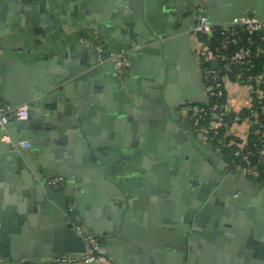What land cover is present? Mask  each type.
I'll use <instances>...</instances> for the list:
<instances>
[{
  "label": "crops",
  "instance_id": "0c3cea01",
  "mask_svg": "<svg viewBox=\"0 0 264 264\" xmlns=\"http://www.w3.org/2000/svg\"><path fill=\"white\" fill-rule=\"evenodd\" d=\"M202 1L219 21L252 11L264 15V0H82L80 5L57 1L40 7L25 3L32 9L23 13L14 9L13 0H0V44L9 47L0 50V63L6 61L4 91L34 84L51 93L57 89L51 83L63 74L83 69L71 81L89 73L93 54L79 40L90 31L98 32L107 52L132 50L134 64L126 78V93L120 92L104 67L82 80L79 91L73 89L68 98L55 96L43 102L39 123L25 134L32 144L23 151V166L0 160V168H5L0 200L14 212L17 228L4 237L10 250L26 262L52 261L48 255L73 257L84 250L55 224H49L47 234L39 230V240L23 238V220L18 217L34 213L25 211L28 198L33 199L24 196L31 191L34 172L54 177L60 170L66 175L61 189L71 193L69 203L77 208L81 227L101 238L108 257L117 264H264L262 236L256 244L246 241L252 251L248 260L243 249H229L226 200L219 203L221 220L201 221L189 239L202 168L189 149L159 124L155 103L145 98L157 82L168 90L173 105L197 94L200 75L188 31L194 26V6ZM40 17H54L57 24ZM92 25L100 28L89 29ZM151 28L169 35L165 53L176 57L161 69L155 66L158 51L145 35ZM174 115L187 119L181 105ZM107 175L130 197L135 208L131 216L122 217L120 198ZM186 219L188 231L182 234ZM4 237L0 233V242Z\"/></svg>",
  "mask_w": 264,
  "mask_h": 264
},
{
  "label": "water",
  "instance_id": "95a60500",
  "mask_svg": "<svg viewBox=\"0 0 264 264\" xmlns=\"http://www.w3.org/2000/svg\"><path fill=\"white\" fill-rule=\"evenodd\" d=\"M45 2L57 4L56 0H42L37 4L40 7ZM80 2H82V0L73 1V4L80 5ZM12 3L14 9L21 13L30 12L32 9L30 5H27L24 2L13 0ZM197 5L203 6L208 21L211 23L223 24L229 23L231 21L230 19L229 21H219L213 19L211 17L207 4L203 1L197 2L195 6ZM252 12L256 14L259 19H264V15L258 12ZM247 15L248 14L245 13L243 15H240L239 17ZM40 19L44 22H49V20H52L54 21L55 25L57 24V19H55L54 17H40ZM193 21L195 23V17L193 18ZM32 24L35 23L32 22ZM88 28L97 29L100 27L92 25ZM192 28L188 31L189 37L192 34ZM63 29L66 30L65 27H63ZM145 35L148 42H152L153 47L158 51L155 65L156 69H161L164 67V65H167L169 61L175 60V55L169 57L166 56L165 53V48L167 46L166 44L169 42L168 34H163L158 30L151 28L146 32ZM83 44V46L87 49H90L93 54V59L88 65V67L91 68L89 73L71 81L70 78L72 77V75H79L83 71V69H75L70 74H63L51 83L52 87H57V89H55V91L51 93H49V89H43L34 84L26 89H22L21 91L17 89L16 91L14 90L10 92L4 91L1 86V79L4 76L3 72L5 69V59L3 63H0V98L12 108L24 104H26L28 107L27 116L24 121L16 120L15 115H13L10 120L3 126V129L0 130V138L2 134H6L10 141L9 143H5L0 139L1 161L7 160L10 165L11 163L13 164L15 162L21 168L23 166L22 161L24 149L18 147L17 143L26 142L29 144V147L31 146L32 143L25 134L26 131H28V129L32 127V124L34 122L39 123L38 118L40 114H38V109L41 104L55 96H57V99H60L61 96H65L66 98H68L73 89L77 90V92L79 91V85L82 80L86 79L89 75L100 71V69L107 67L111 73L112 79H114V81L118 85L120 92L126 93V78L129 74V71L132 70L134 66L133 59L131 57L132 50L127 51V55L130 59L129 67L127 69L115 71L111 63L104 62L102 64H99L97 62L96 51L93 49L90 41H87ZM3 48L9 47L5 46L4 44H0V50ZM200 84L201 75L197 94L195 96H192V98L182 99L177 105H173L172 103H170V100L168 98V90L164 89L165 86L162 89V83L160 84V82L152 85L151 88L146 91L147 95L145 96V98L150 102L155 103V108L158 111V114H156V119L159 121V124L166 126V128L169 130V134L177 141L183 143L185 147L189 149L190 154L197 160L198 165L202 168V175L198 179L200 183V189L198 190L200 191L201 195L199 196L198 201L194 204L195 209H198L192 216V227H190L189 239L192 238L194 232L197 229H200L199 227H197V224H200L201 221L210 222L212 224L217 223L221 220L220 214L222 212L220 210L219 203L221 201L223 203V201L226 200V202H229V233H231V238H229V249L231 248L234 251H236L238 248L243 249L244 256L247 259L248 254H251L252 251L246 246V241H249L251 239L252 243L256 244V240L261 238L262 236L261 239H263L264 242V186H260L252 181H249L239 174L232 173L229 170V165L224 161L220 154L214 152L205 145L201 144L199 141L195 140L194 135L190 129V121L188 119L183 121L178 120V118L175 117L174 109L178 108L180 105L182 106L187 102H196L200 104L207 103L201 92ZM39 95L41 96V98H39ZM136 97H139V95L136 94ZM60 102L64 104L65 101L61 99ZM73 105L75 104L73 103ZM58 109L60 110L61 108L58 107ZM64 113L69 114L70 112L66 109ZM13 145L16 146V149H14ZM4 170V167L0 168V175H2ZM34 173L35 180L33 179L31 191L24 194V196H28L33 199L32 201H30L28 198V207L25 211L28 213H34L32 216L18 217V220H23V238L39 240V230H43L47 234L49 230V224H55L56 227L65 232V236L73 237V239L78 240L84 247L82 235L77 230V228L81 227L83 223L76 217L77 208L73 207L69 203V196L71 193L65 189L51 188L47 184V181L50 177L39 175L36 172ZM53 175L61 177L62 179L66 178V175L61 173L60 170H58L56 173H53ZM1 178L2 177H0V180ZM106 180L109 181L118 197L120 198L121 207L123 209L122 217L127 218L128 216H131L133 214L132 211H134L135 208L133 207L132 201L127 195V192L122 188L120 184H114V181H112L108 175L106 176ZM5 205V200L2 202L0 200V233L3 237L7 232H10L12 230L17 231L14 223L15 221H13V217H15V214L11 208H6ZM25 220L26 222H24ZM188 223L189 219H186L184 226H182V234L187 233ZM92 234L96 236L99 241H101V238L95 232H92ZM3 239L4 240L0 242V260L7 259L26 262L25 259L22 258L23 256L16 254L12 249L10 250L5 237ZM103 246L105 248L104 244ZM68 250L70 249L68 248ZM47 257L49 259L55 260L58 256L48 255ZM109 258L112 260L113 264H117L112 257ZM249 264L254 263L251 262Z\"/></svg>",
  "mask_w": 264,
  "mask_h": 264
},
{
  "label": "built area",
  "instance_id": "2783aa9c",
  "mask_svg": "<svg viewBox=\"0 0 264 264\" xmlns=\"http://www.w3.org/2000/svg\"><path fill=\"white\" fill-rule=\"evenodd\" d=\"M195 13L191 37L201 75L200 89L207 103L187 102L181 106V113L190 121L195 140L218 154L220 150L211 148L212 143L232 147L229 163L226 162L232 173L264 185V19L251 13L221 24L209 22L202 5L195 7ZM215 34L221 38L212 43L210 39ZM199 35L204 39H199ZM87 41L96 51L99 64L111 63L115 71L129 67L127 51L107 52L97 31L89 39L79 40ZM27 108L26 104L12 108L0 98V130L13 115L16 120L24 121ZM0 139L10 142L6 134ZM17 145L21 149L29 148L26 142ZM47 184L59 189L63 179L50 177ZM77 230L84 242L81 254L39 264H113L96 236L83 227Z\"/></svg>",
  "mask_w": 264,
  "mask_h": 264
},
{
  "label": "trees",
  "instance_id": "16d2710c",
  "mask_svg": "<svg viewBox=\"0 0 264 264\" xmlns=\"http://www.w3.org/2000/svg\"><path fill=\"white\" fill-rule=\"evenodd\" d=\"M28 4H37L38 2H26ZM92 33V31L88 32V33H85V34H82L81 37H84V38H89L90 34ZM199 39L203 40L204 37L203 36H198ZM221 38L220 34H215L211 37V42L212 43H215V41L219 40ZM2 102H4L2 99H1ZM205 106V105H204ZM211 148L213 149H219L220 150V154L222 156V158L224 159L225 162L229 163V160H230V154H231V149L232 147H229V145H227L226 143L223 145V147L218 144V143H212L211 144ZM101 245H103V242L102 241H99Z\"/></svg>",
  "mask_w": 264,
  "mask_h": 264
},
{
  "label": "flooded vegetation",
  "instance_id": "af4514ba",
  "mask_svg": "<svg viewBox=\"0 0 264 264\" xmlns=\"http://www.w3.org/2000/svg\"><path fill=\"white\" fill-rule=\"evenodd\" d=\"M196 7V6H195ZM195 7H194V11H193V13H194V17H196V13H195ZM193 57H194V60H195V55H193ZM195 65H196V61H195ZM196 67H197V65H196ZM63 185H64V182H63ZM63 185H62V187H63ZM61 187V188H62ZM0 263H19V264H37V262L36 261H31V262H23V261H13V260H7V259H2V260H0ZM39 264V263H38Z\"/></svg>",
  "mask_w": 264,
  "mask_h": 264
},
{
  "label": "rangeland",
  "instance_id": "374dc122",
  "mask_svg": "<svg viewBox=\"0 0 264 264\" xmlns=\"http://www.w3.org/2000/svg\"><path fill=\"white\" fill-rule=\"evenodd\" d=\"M20 40H21V42L27 43V39H25V38H21Z\"/></svg>",
  "mask_w": 264,
  "mask_h": 264
}]
</instances>
